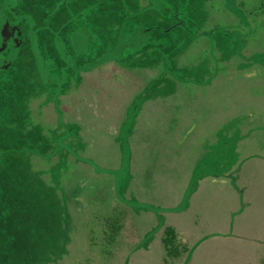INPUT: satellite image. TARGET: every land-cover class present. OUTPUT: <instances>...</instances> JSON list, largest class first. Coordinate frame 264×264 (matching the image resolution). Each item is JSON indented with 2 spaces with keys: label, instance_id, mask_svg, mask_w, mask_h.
Wrapping results in <instances>:
<instances>
[{
  "label": "rangeland",
  "instance_id": "374dc122",
  "mask_svg": "<svg viewBox=\"0 0 264 264\" xmlns=\"http://www.w3.org/2000/svg\"><path fill=\"white\" fill-rule=\"evenodd\" d=\"M257 1L0 0V167H19L22 144L46 151L26 157L44 158L58 198L37 219L52 226L29 234L52 241L49 264H163L166 225L181 264L264 255V28L245 22ZM115 60L139 76L118 93ZM103 218L119 224L112 245Z\"/></svg>",
  "mask_w": 264,
  "mask_h": 264
},
{
  "label": "trees",
  "instance_id": "16d2710c",
  "mask_svg": "<svg viewBox=\"0 0 264 264\" xmlns=\"http://www.w3.org/2000/svg\"><path fill=\"white\" fill-rule=\"evenodd\" d=\"M246 10L247 16L245 22L250 24L253 32L257 29L264 28V0H258L256 4H253ZM141 14L145 15L144 11H142ZM256 16L259 17L258 20L255 19ZM203 19L204 16L202 14L198 15V23H202ZM180 24L182 25V22H175L174 24L173 22L165 23L163 28L170 29ZM6 36L7 31L3 34V37ZM121 62L122 61L117 63L115 60V62L109 61V63H107L109 71L116 70L115 75L125 81L124 84H117L119 85L115 91L117 93L118 90L123 92L124 86L136 85V80L133 79L139 77L133 76L132 67L126 66V64L129 63ZM92 65L96 66L99 65V63L96 62ZM149 65L150 61L143 64V66H148L147 68L150 67ZM91 68H84L82 71L88 74ZM172 69L174 70V68ZM98 88L100 90L103 89L99 86ZM94 90H96V87ZM48 116L49 115H47L46 120ZM118 122H120V119H118ZM48 124L52 125L51 122ZM46 129L51 130V127L48 126ZM26 130L35 135L43 133L42 127L36 130V128H34V126L31 127V125H29ZM40 146L41 145L37 143L35 145V148L37 147L40 149L37 154L41 157H47L46 151ZM35 148L33 147V149H30L29 145L27 147L23 144L20 146L23 155L19 156L21 161L16 164L19 166L17 169H10L8 167L9 164L4 165L5 167H0V264H49V262L52 263L56 258L49 254L51 247L48 248V246L51 245L52 241L40 238V236L37 239L29 236V234L35 232L41 235L40 232L44 228L48 230L49 227L52 226L49 221L46 225L41 226L37 219L41 211L52 201H58V198H53L50 192L51 190L49 188L52 187V185L46 182V178H49V176L43 164L44 158L39 159L38 157H33L31 161L26 157V154L33 153ZM0 160H2V158ZM85 181L92 183V178H86ZM107 183L109 182L107 181ZM97 204L105 205L107 207V212L108 209H110V214L107 216L116 215L120 211L112 204V200H109L108 197L100 199L97 201ZM55 219L56 217L51 221ZM55 224L59 228L58 221ZM118 225L119 224H115L111 218L102 219L100 228L102 229L103 245H112V243L115 242L114 233ZM56 242L58 244V241ZM159 244L163 251V264H181L185 260L187 246L178 238L177 232L172 225L164 226L159 237ZM256 264H264V255L258 258Z\"/></svg>",
  "mask_w": 264,
  "mask_h": 264
},
{
  "label": "crops",
  "instance_id": "0c3cea01",
  "mask_svg": "<svg viewBox=\"0 0 264 264\" xmlns=\"http://www.w3.org/2000/svg\"><path fill=\"white\" fill-rule=\"evenodd\" d=\"M6 30L3 31V34L5 33ZM240 164H242V162H237L235 164H233V168L237 170V168L240 166Z\"/></svg>",
  "mask_w": 264,
  "mask_h": 264
}]
</instances>
